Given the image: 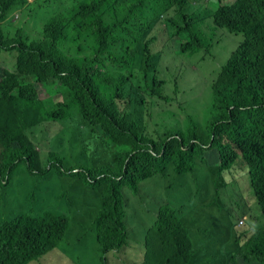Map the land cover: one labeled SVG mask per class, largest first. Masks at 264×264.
Instances as JSON below:
<instances>
[{
	"label": "trees",
	"instance_id": "trees-1",
	"mask_svg": "<svg viewBox=\"0 0 264 264\" xmlns=\"http://www.w3.org/2000/svg\"><path fill=\"white\" fill-rule=\"evenodd\" d=\"M217 1L211 10L209 0H58L52 12L40 0H0V55L16 53L10 70L0 64V264H29L59 247L77 215L76 239L89 227L104 264L129 244L126 189L137 194L140 183L165 193L160 205L158 194L137 197L156 214L141 264H264V0ZM14 16L23 19L16 31L6 26ZM222 29L243 39L207 103L188 111L178 77L177 93L165 95L162 72L180 64L166 50L209 54L211 32ZM162 102L176 106L156 114ZM46 123L100 140H80L88 160L68 163L38 146ZM202 204L226 216L229 256L197 244L201 226L189 223Z\"/></svg>",
	"mask_w": 264,
	"mask_h": 264
},
{
	"label": "rangeland",
	"instance_id": "rangeland-1",
	"mask_svg": "<svg viewBox=\"0 0 264 264\" xmlns=\"http://www.w3.org/2000/svg\"><path fill=\"white\" fill-rule=\"evenodd\" d=\"M49 1L48 3H46ZM58 0H40L43 10L48 8L53 12L57 4L54 3ZM60 1V0H59ZM229 2V0H224ZM71 3L63 5L64 7L71 6ZM218 6L217 0H209L207 8L215 10ZM48 11V10H47ZM39 15L46 17L45 11H40ZM13 22L8 23L6 26L16 31L19 27L23 26V19H14ZM34 20H39L40 17H33ZM41 19V18H40ZM213 36V47H210L209 54L200 52L195 56L185 58L178 57L173 51V47H169L166 51L168 54L173 55L178 60V63H174L171 66L172 69H167L162 72L163 77L167 80L165 87V95L172 97L178 87L174 81L175 77H178L183 83V95L179 96L178 102H184L186 110L194 111L199 99L203 104H206L209 98L210 83L215 77L220 67L227 61L231 52L237 47V45L243 39L241 34L229 33L226 30H219L217 32H211ZM5 58L7 63L4 64L2 59ZM186 61V62H185ZM16 63L15 52H3L0 55V64L6 65L10 70L13 64ZM48 97L47 91H43L40 98L45 99ZM61 96H56L55 101H61ZM175 103L162 102L154 106V111L158 114L161 110L167 107H174ZM157 108H162L160 111H156ZM163 116L158 115L159 123L165 127V123L161 119ZM89 130L81 129L72 133L68 126L60 123L45 124L35 132V136L38 138V146L44 151L56 150L61 153L68 163L80 160H88L85 156V149L78 144L80 140L89 141L91 139L100 140L96 133L87 132ZM75 137L70 142L69 139ZM152 184V180H151ZM150 186L147 183H140L137 194L126 189L129 199L132 202L131 213L132 219L135 220V226L130 235L129 244L119 252H110L107 255V259L104 264H141L144 257L143 237L144 230L154 225L156 214L151 213L147 206L141 205L137 200L138 196H155L158 194V199L155 200V204H161L163 199L165 200V193L163 186L154 185ZM229 191L234 198H237V189L234 186L229 187ZM179 200L181 198H178ZM217 204H214L216 207ZM77 209L73 211L76 214ZM240 212H238L239 214ZM192 215L195 220L191 221L190 227L196 228L198 225L201 228L195 231L197 244L204 239L207 244L211 241V248L213 251L220 252L222 254L230 255L232 252V235L227 237L226 232L220 231L221 225H226V216L219 210L212 208L208 204H202L192 210ZM246 217L244 216V219ZM82 220L80 216L70 219L68 224V231L64 239L60 242L58 248H55L45 255L41 256L37 260H33L29 264H98L101 259L100 247L95 240L94 234L90 231V228H85L82 238L72 248L71 255H65L63 252L70 246V242L75 240L77 233L79 232V223ZM87 222V220H84ZM90 225V224H89ZM144 227V228H143ZM205 231V233L203 232Z\"/></svg>",
	"mask_w": 264,
	"mask_h": 264
},
{
	"label": "clouds",
	"instance_id": "clouds-1",
	"mask_svg": "<svg viewBox=\"0 0 264 264\" xmlns=\"http://www.w3.org/2000/svg\"><path fill=\"white\" fill-rule=\"evenodd\" d=\"M70 93H71V90L69 91V93H68V96L70 95ZM70 97V96H69ZM68 99L66 98V101H67ZM239 226V225H238ZM80 239H76L75 238V240H72L71 242H70V246L67 248V249H65L63 252L65 253V255H69L71 252H72V248H73V246H74V244H76L78 241H79ZM56 248H58V247H56ZM55 249V248H54ZM53 250V249H52ZM51 251V250H50ZM116 252V251H115ZM48 253V252H47ZM45 255V254H44Z\"/></svg>",
	"mask_w": 264,
	"mask_h": 264
}]
</instances>
